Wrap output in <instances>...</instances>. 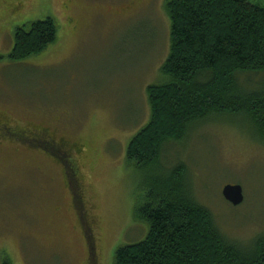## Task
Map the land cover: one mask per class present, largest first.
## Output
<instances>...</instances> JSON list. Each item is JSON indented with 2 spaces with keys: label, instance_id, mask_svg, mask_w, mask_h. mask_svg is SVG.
<instances>
[{
  "label": "rangeland",
  "instance_id": "rangeland-1",
  "mask_svg": "<svg viewBox=\"0 0 264 264\" xmlns=\"http://www.w3.org/2000/svg\"><path fill=\"white\" fill-rule=\"evenodd\" d=\"M5 1L14 9L6 10ZM247 1L264 7V0ZM166 2L0 0V19L23 7L19 22L51 18L57 26L56 42L22 61L8 59L12 36L0 42V112L14 123L8 129L48 128L82 148L78 154L53 148L48 156L24 142L0 146V264H93L89 252L96 264H113L118 247L144 238L147 227L134 220V208L146 193V170L127 161L126 149L149 121L146 89L167 82L161 73L170 45ZM261 76L239 82L255 89ZM56 158L69 166L74 201L92 208L93 218L83 211L80 217L84 224L95 220L97 241L80 232ZM179 164L194 198L210 207L230 242L249 249L264 237V140L246 117L212 116L168 142L160 168ZM227 184L242 188V205L223 199Z\"/></svg>",
  "mask_w": 264,
  "mask_h": 264
},
{
  "label": "trees",
  "instance_id": "trees-1",
  "mask_svg": "<svg viewBox=\"0 0 264 264\" xmlns=\"http://www.w3.org/2000/svg\"><path fill=\"white\" fill-rule=\"evenodd\" d=\"M165 8L170 45L161 73L167 82L146 89L150 118L126 149L127 161L146 170L134 220L147 230L141 241L118 247L113 264H264V237L249 249L230 242L210 207L191 193L186 167L159 165L168 142L212 116L243 115L264 140V7L247 0H167ZM56 39L53 19L30 22L14 31L8 59L37 56ZM257 75L258 87L241 86L240 77ZM56 162L70 172L65 161Z\"/></svg>",
  "mask_w": 264,
  "mask_h": 264
},
{
  "label": "flooded vegetation",
  "instance_id": "flooded-vegetation-1",
  "mask_svg": "<svg viewBox=\"0 0 264 264\" xmlns=\"http://www.w3.org/2000/svg\"><path fill=\"white\" fill-rule=\"evenodd\" d=\"M146 1L151 2L152 0H146ZM11 6H12V4L7 2V10L14 9V8H11ZM65 7H66V5H64V8ZM22 8L23 7H17L14 12L10 13L9 16H11L12 19H10L9 23L13 22V25H14V22L16 21V19H14V18H16V16L14 14L19 12ZM21 24H23V23H21ZM0 30L2 32L4 31L2 26H1ZM11 123L14 124L12 118L9 117L8 115H5L4 113L0 112V146H3L4 144H7V143H11L12 145L21 146V145H23V142L27 141L26 143H28L29 146H26L25 148H27L29 150L39 149V150L43 151L44 153H46L48 156L51 155V154L49 155L48 151H52L53 148H56L58 151H63V154H66L68 151H71V150H74V152H76V154H78L82 151V148L80 145H79L80 148H79V146L71 148V146L68 145L64 141V139H56L55 134L50 129L44 128V127L39 128V127L27 126V127H24L27 130H20V129H18L19 131L10 130V133H9V132H7V129H8V127L12 126ZM11 129H13V128L11 127ZM22 131L30 134L31 136L35 137L36 139L42 140V138H43L44 139L43 144L31 143L33 141H31L29 139H25L24 135L22 133H20ZM59 167L61 168L63 180L65 182V185H67V189H68L70 183L68 180L69 177L67 176V173H66V168L62 165H59ZM68 193H69L70 198H71L72 208L74 209V212H75L76 222L78 224V227L80 229L82 236L86 240H88V238H89L88 232H90L92 241H94V240L97 241L99 234L96 231V227H94L95 220L93 221V223L88 220L87 224H84L82 217H80V215H81L80 213H81V211H83L84 215L87 216L88 219L93 218L92 208H90V206H88L86 204V202L84 203L82 200H80L79 203H76L74 201V194H72V192L69 189H68ZM84 226H86V227H84ZM89 257H90V261L93 259V264L97 263L96 261L98 258H96L94 253L89 252L88 257H87L88 261H89Z\"/></svg>",
  "mask_w": 264,
  "mask_h": 264
},
{
  "label": "water",
  "instance_id": "water-1",
  "mask_svg": "<svg viewBox=\"0 0 264 264\" xmlns=\"http://www.w3.org/2000/svg\"><path fill=\"white\" fill-rule=\"evenodd\" d=\"M221 195L232 207H238L244 202L243 190L239 185H224L221 190Z\"/></svg>",
  "mask_w": 264,
  "mask_h": 264
},
{
  "label": "crops",
  "instance_id": "crops-1",
  "mask_svg": "<svg viewBox=\"0 0 264 264\" xmlns=\"http://www.w3.org/2000/svg\"><path fill=\"white\" fill-rule=\"evenodd\" d=\"M32 0H29V2H31ZM5 4H6V10H7V1H5ZM12 8H14V7H12ZM26 10H28L27 8H26ZM18 14H19V12H17L16 14H14L15 16H16V18H14V19H16V21L14 22V24L15 23H22V22H19L18 20ZM10 14H8L7 12L5 13V16L4 17H2L1 19H0V24H2V27H3V32L0 30V42H1V40L2 41H5L9 36H12L13 37V33H14V28L13 27H10L9 25H11V24H13V22L12 23H9L10 22V19H12V17L11 16H9Z\"/></svg>",
  "mask_w": 264,
  "mask_h": 264
}]
</instances>
